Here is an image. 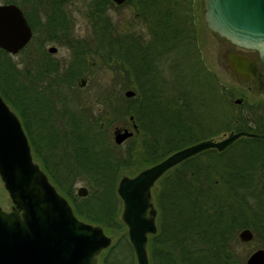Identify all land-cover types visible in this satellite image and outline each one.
<instances>
[{
	"label": "trees",
	"instance_id": "1",
	"mask_svg": "<svg viewBox=\"0 0 264 264\" xmlns=\"http://www.w3.org/2000/svg\"><path fill=\"white\" fill-rule=\"evenodd\" d=\"M60 4L49 0L42 41L68 39L69 62L60 68L39 50L37 60L19 68L0 49V94L19 117L34 160L78 218L106 233L124 231L116 185L126 170L133 175L179 148L226 131L264 132V99L255 106L234 104V94L196 50H126L119 36L109 38L104 13L114 5L111 0H91L89 7L97 31L94 50L113 82L93 85V97L80 96L74 86L90 73L91 51L70 38ZM169 35L156 41L166 47ZM105 41L114 50H98ZM126 89L135 94L126 97ZM130 115L134 134L114 143L108 127L129 126ZM77 181L84 182L86 196L77 195ZM152 200L157 230L148 235L150 264H244L237 249L239 230L249 227L250 242L264 248V138L240 136L221 151L208 148L184 159L156 181ZM98 263L136 264L127 234L103 249Z\"/></svg>",
	"mask_w": 264,
	"mask_h": 264
},
{
	"label": "water",
	"instance_id": "2",
	"mask_svg": "<svg viewBox=\"0 0 264 264\" xmlns=\"http://www.w3.org/2000/svg\"><path fill=\"white\" fill-rule=\"evenodd\" d=\"M121 4L124 0H111ZM204 21L212 32L234 45L252 49L262 63L248 54L228 53L231 74L236 79L255 78L256 88L264 91V0H202ZM31 28L15 3H0V48L15 54L28 42ZM51 45L48 52H55ZM81 78L79 84H83ZM134 90H124L126 97ZM235 98L234 103H240ZM113 129L112 140L121 144L131 137L136 124ZM240 136L264 138V133L231 130L220 139L205 138L179 148L133 175H122L116 185L121 200L120 217L127 228L136 264H150L148 235L157 230L156 208L152 201L155 182L170 168L196 153L215 148L223 150ZM0 180L10 198V208L0 205V264H98L97 257L112 238L102 226L78 218L68 200L55 188L40 165L34 161L27 135L17 114L0 94ZM78 186V196L87 195ZM249 227L238 231L242 242L252 239ZM245 264H264V248L257 247Z\"/></svg>",
	"mask_w": 264,
	"mask_h": 264
},
{
	"label": "rangeland",
	"instance_id": "3",
	"mask_svg": "<svg viewBox=\"0 0 264 264\" xmlns=\"http://www.w3.org/2000/svg\"><path fill=\"white\" fill-rule=\"evenodd\" d=\"M4 1L8 0H0V3ZM16 1L19 2V0ZM164 1H168L169 4V0ZM60 2L61 9L63 10L64 16L67 21V26L69 30L68 32L71 34L70 38L74 37L73 40L78 43L83 41L86 47L90 48L87 51H91L89 56L87 57V60L89 62H92V65L88 67L90 73H87L85 76L81 77L84 79L83 84H79L81 78H78L74 89L79 93L80 96H85V98L93 97V85L97 86L100 83L102 85L107 84L111 86L113 82V74L110 72L107 66L101 65V59L99 58L100 56L98 55L96 50H94L95 44L93 35L94 33L96 34L97 31L95 32V30H93L94 22L92 16H90L89 6L91 0H60ZM21 5L27 13H32V10L40 9V15L38 20L40 21V23L37 24L38 28L36 29V32L33 35L28 47L19 51L18 53L9 54L11 60L17 63L16 66L19 68H22L23 66H28L30 60H37V58L39 57L37 53L40 52L39 50H37V48H40V42L43 39V35L41 33V28L43 25L42 23L44 22L46 24L47 20L49 19V16L47 15V7L49 6V0H23ZM104 19L106 23H108V26H110L111 30L115 29L113 31L116 32L122 31V29H124L125 31L134 30L136 32L141 30L137 23L138 20L134 15V8L129 2H125L124 4L120 5H108L105 8ZM204 40V50H202L204 62L206 63L207 67H209L215 73L219 82L225 86L226 90L234 94L233 97H230L231 101L233 102L235 98H240V103L242 101H245L247 105L255 106L261 100H263L264 93L257 90L253 82L240 81L231 74L230 68L228 67L224 59L225 50L222 49L221 41L217 40V38L212 35H208L204 38ZM48 41L47 43L43 44L45 45V48H47V46L53 45L57 49L55 52H48L46 59H49L53 63L57 62L60 68H62L64 65H67L71 57L72 50L68 39L62 38V40L60 41L61 43ZM109 43H111V41H109ZM98 50H114V47L112 46V44H108L105 41L104 47ZM67 91L70 92V90ZM122 126L126 125H121L120 123H112L110 127H108L111 134V138L113 134V129L115 127ZM128 127L131 128L130 126ZM227 133L228 131L220 133L219 135L214 136L213 138L220 139ZM122 175L130 174L126 170ZM81 185L85 186L84 182L77 181L75 183V191L77 187ZM10 204V198L0 180V205L3 209L8 210L10 208ZM122 233L127 234V229L121 232H107L106 234L112 238V241H114ZM257 247H259V244L253 241L242 242L238 246V255L240 257L244 256V264L248 254Z\"/></svg>",
	"mask_w": 264,
	"mask_h": 264
},
{
	"label": "flooded vegetation",
	"instance_id": "4",
	"mask_svg": "<svg viewBox=\"0 0 264 264\" xmlns=\"http://www.w3.org/2000/svg\"><path fill=\"white\" fill-rule=\"evenodd\" d=\"M22 1L23 0H19V2L16 0H8L2 2H12L18 5L30 25L32 32L31 37L20 50L28 47L36 32V29L31 26L27 18V12H25L21 5ZM125 2H127V0H125L124 3ZM138 2L140 1L135 0L132 7L134 8V15L138 20L137 23L141 30L137 32L134 30L125 31L124 29L119 32L110 30L108 34L109 38L119 36L126 50H136V48L138 50H196L198 59L207 66L204 62L202 50H204V38L208 35H212L216 37L217 40L221 41L222 49L225 50L224 59L227 65L229 64L228 53L230 51H237L246 53L253 58L258 64L259 70L262 72V63L257 59L256 53L251 51L252 49L234 45L229 40L209 30L204 21V6L202 0H169V4L168 1L164 0H142L141 5ZM165 12H169L170 14L163 15ZM32 13L28 14L33 17L34 21L36 20V23H40V21H38L40 9L32 10ZM42 24H44V22ZM163 33H169V37H171L170 44L166 47H162L161 44L156 41V39L162 38L161 36ZM169 37L166 39L169 40ZM45 43L46 42L42 41V44ZM48 47L49 46L45 48V45H43L37 48V50H48ZM238 80L253 82L256 87V81L253 77H249L246 80ZM262 92L264 93V91Z\"/></svg>",
	"mask_w": 264,
	"mask_h": 264
}]
</instances>
